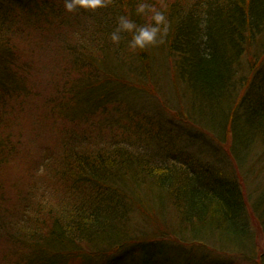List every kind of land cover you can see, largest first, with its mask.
I'll use <instances>...</instances> for the list:
<instances>
[{"label":"trees","instance_id":"1","mask_svg":"<svg viewBox=\"0 0 264 264\" xmlns=\"http://www.w3.org/2000/svg\"><path fill=\"white\" fill-rule=\"evenodd\" d=\"M137 2L112 0L94 13H66L63 0H0V76L6 73L9 82L0 81V239L10 245L7 264H224L205 242L240 248L248 256L250 211L263 235L256 263L264 264V188L249 205L238 182L223 179L221 171L211 173L205 161L212 156L217 163L220 156L205 147L206 137L222 148L227 143L229 160L241 169L254 166L264 184V45L258 43L264 37V0H149L165 11L167 33L162 44L132 51L130 34H122L119 45L109 37L118 16L138 25L149 22V15L135 14ZM28 31L43 34L40 44L64 35L61 48L70 66L63 69L67 91L56 85L60 96L77 79L85 89L91 86L88 109L98 107V95L104 94L114 99L109 109L134 110L136 123L145 128L157 115L141 114L139 103L119 92L132 88L138 97L164 100V71L170 73L185 97L173 113L191 122L185 134L163 133L182 141L169 148L172 161L150 160L127 145L129 134L94 123L81 134L59 128L55 145L42 150L38 164L20 171L27 142L19 118L29 115L24 105L35 96L25 94L32 89L24 85L25 72L19 81L11 76L30 67L28 46L40 45L35 34L33 43L24 41ZM11 88L22 93L19 104L10 103ZM52 101H45L47 113L57 116L61 101ZM133 132L134 139L143 137ZM9 167L21 173L8 183L13 197L6 191ZM138 220L150 222L153 232L135 229ZM173 244L175 250L200 251L183 257L170 249L171 254Z\"/></svg>","mask_w":264,"mask_h":264},{"label":"rangeland","instance_id":"2","mask_svg":"<svg viewBox=\"0 0 264 264\" xmlns=\"http://www.w3.org/2000/svg\"><path fill=\"white\" fill-rule=\"evenodd\" d=\"M42 31L46 32V29L43 28ZM34 34L36 41L40 44V39L43 34L41 33L38 35L33 31H28V35L23 37L24 41L26 43H33ZM68 38L72 40L70 34L68 35ZM63 40L64 35L62 34L57 39L48 40L44 44L36 45L34 47L32 45L28 46L27 55L25 58L27 59V63L30 64V67L29 65H26L23 71H16V74L11 76L18 80L20 79L19 76L23 77V73L25 72L24 78L28 77V79L26 82L27 84L24 82V85L27 87L29 86V88L32 87L30 92H26V90H24L25 94L28 96L33 92L35 96V99H31V101L24 105L26 108H28L26 111L29 115L19 118L20 128L22 130L24 140L27 142L25 145L26 150L24 152V158L19 163L20 171L23 172L29 163L32 165L38 164L42 155V150L55 145V139L59 128L64 127L81 134L84 131H87V129L94 123H100L105 126L107 125L114 127L116 130H119V134H129L126 141L127 145L140 149L142 151V155H144L146 158H150V160L162 162L163 164L168 161L170 162V160L172 161V158L168 154L169 148L172 145H177L179 147L180 145L182 146V141L178 136L175 140H171L170 138L165 137L163 133L166 130L169 134L175 132L185 134V131L183 130L188 129L186 128V125L191 123L187 119L183 118V113L179 114L177 117L173 113V109H179L181 106V101L185 100V97H183L184 93L180 91L181 87L183 88V86L180 83H177L175 80L174 83L170 73L164 71V74L167 77V81H164L165 83L162 81L164 83L163 87L167 89L165 91L166 93L164 100H162L160 97H148L146 95H141L138 97L137 95L140 91L134 90L132 88L125 87L126 91L119 92L125 97L136 100L139 103V107L137 108L139 110L137 111H140L141 114L146 115L147 113H153L154 116L157 115L156 117L149 118L150 121L146 123L148 125L147 128L143 126L144 122L142 124L136 123L135 118L138 115L134 110L132 112L131 110L116 111L113 108L109 109L107 104H111L114 99H105L104 94L98 95V107L88 109L89 103L86 102L85 99L87 98L88 91L91 90V86L86 87L85 89V87H83L82 84L76 79L72 83V90H70V92L67 94L60 96V93L55 90L56 85H58V87L62 89V92L67 91V86L64 85V75L66 72H63V69L67 66H70V62L69 58L67 57V53L61 48ZM258 43H260V45H264V37L260 38ZM111 62L114 63V61ZM245 64L246 57L243 56L240 58L239 66L242 70V74L245 72ZM70 74L72 78L75 77L74 73L70 72ZM242 74H239V77H241ZM6 77V73H2L0 76V81L9 83L6 80ZM78 89H80V91H78ZM11 90L13 93L11 98H9L10 103L19 104L23 97L22 93L18 91L16 93L14 88H11ZM46 99H53V101L50 103L51 105L58 104L60 103L59 101H61L60 106L56 108L59 110L57 112L58 117L47 113L49 112V109L48 106H45ZM228 109L229 108L227 107L225 110ZM150 122H152V124H150ZM134 130L136 132L139 131L140 133L143 132V134L135 135V137H143L134 139L132 137L134 135ZM107 132L109 134H113L110 129H108ZM92 133L95 134L94 131ZM117 138L118 137H113V135L111 137L112 140ZM146 140L150 141L151 143L145 142ZM168 141H170V146L163 147L162 143L166 144ZM206 141H208V143L206 142L205 147L210 150H215L213 148H216L219 151L218 154L220 155L217 163L212 162V156L209 159L205 158V161L209 164L212 170H210L211 173L213 171H218V175L221 171L220 176H223V179L225 175H228L226 177H229L230 179H235L239 184L240 190H242L247 201H249V205H251L253 200H255V197H257V194L263 192L264 184L260 181V174L253 170L254 166H250L248 168L249 165L246 164L247 167L244 166L241 169L239 162L229 160L230 156L227 143H225L222 148L209 137H206ZM20 174L21 173H19V171L15 173L12 167L7 168V173L5 175L7 186L10 181L16 178L15 176H19ZM235 177H237V179ZM6 191L10 197H13L15 193L13 186H8ZM250 214L251 215H249V218L251 224L249 228L252 238L250 250H247L248 253L251 251L248 256H242L240 248H230V250L227 248L226 250L216 242H205L207 246L211 247L213 250V252L210 250L209 252L215 255V258L219 259L224 264H257V256L255 255L258 247L263 242V235L258 226L260 223L259 218L253 211H250ZM149 221L153 222L151 219H149ZM137 222L141 223V227L138 224H135ZM137 222L134 223V225H136L134 226L135 229L137 228L141 231L145 230V233L153 232L152 230L154 226H152L150 222L145 223L141 220H138ZM183 238L188 239L187 237ZM163 240L164 239L161 240V243L167 244V240ZM186 243L189 242L186 241ZM173 245L175 248L168 246V251L170 252V249H172L174 254L177 251L179 256L183 255V257L188 254L197 256V251H200L198 249L190 251L187 248H179L180 250H175L178 245ZM210 245H213V247ZM81 247L83 251L87 253L85 246L82 245ZM186 247H189V245H186ZM8 252H10V245L0 239V264H7V262H9L10 258L7 254ZM13 258H15V256L12 257V259ZM173 260L174 264H176L175 259ZM67 264H77V262L75 263L70 261Z\"/></svg>","mask_w":264,"mask_h":264},{"label":"clouds","instance_id":"3","mask_svg":"<svg viewBox=\"0 0 264 264\" xmlns=\"http://www.w3.org/2000/svg\"><path fill=\"white\" fill-rule=\"evenodd\" d=\"M111 3L112 0H63V10L66 13H75L77 10L94 13L109 7ZM135 14L149 15V22L138 25L128 15L118 16L117 26L109 37L110 41L114 45H119L123 38L122 34H130L129 49L132 51L162 44L168 29L165 11L158 10L155 5L149 3V0H138Z\"/></svg>","mask_w":264,"mask_h":264}]
</instances>
